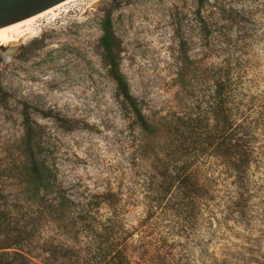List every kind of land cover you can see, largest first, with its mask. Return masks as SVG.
I'll return each mask as SVG.
<instances>
[{
	"label": "rangeland",
	"instance_id": "obj_1",
	"mask_svg": "<svg viewBox=\"0 0 264 264\" xmlns=\"http://www.w3.org/2000/svg\"><path fill=\"white\" fill-rule=\"evenodd\" d=\"M221 9L236 18L220 31L226 46L215 38ZM107 12L120 71L155 135L140 133L103 61ZM11 36L13 42L0 45V169L20 159L17 148L29 118L61 186L88 195L122 189L129 205L121 225L128 231L146 216L134 182L170 143L171 121L185 104L195 105L211 90L220 46L233 64L234 92L264 95V0H206L202 8L196 0H74ZM139 145L147 163L137 160ZM254 146L257 161L243 190L235 191L233 179L223 180L222 168L215 167L213 203L201 209L196 224L181 221L171 205L152 211L155 233L165 239L162 264H264L263 135ZM0 175L1 190H12L10 178ZM50 227H42L25 252L43 256L40 248L54 237ZM14 263L9 256L0 264Z\"/></svg>",
	"mask_w": 264,
	"mask_h": 264
},
{
	"label": "trees",
	"instance_id": "obj_2",
	"mask_svg": "<svg viewBox=\"0 0 264 264\" xmlns=\"http://www.w3.org/2000/svg\"><path fill=\"white\" fill-rule=\"evenodd\" d=\"M196 2L202 8L206 0ZM219 16L215 38L226 46L228 41L220 31L236 18L222 9ZM201 25L208 38V26L203 20ZM101 27L100 44L109 76L140 133L155 135L120 71L119 42L109 12ZM219 49V62L211 69V90L195 105L185 104L181 116L171 121L170 143L155 153L148 172L134 182L146 216L132 231L121 225L129 205L122 189L88 195L61 186L55 165L42 154L39 127L26 118L17 148L20 159L0 169L10 178L7 187L12 188L3 192L0 180V263L12 256L17 259L14 264H162L165 239L155 233L153 210L171 205L181 221L196 224L201 209L213 203L215 167L222 168L219 174L223 180L233 179L235 191L243 190L249 167L257 161L254 145L260 135L264 136V95L248 97L234 92L233 64L224 56L225 49ZM240 63L237 58L235 64ZM145 155L144 145H139L137 160L147 163ZM45 225L52 227L54 237L40 248L43 256H32L25 251L32 240L41 237ZM68 235L71 238L65 240Z\"/></svg>",
	"mask_w": 264,
	"mask_h": 264
},
{
	"label": "water",
	"instance_id": "obj_3",
	"mask_svg": "<svg viewBox=\"0 0 264 264\" xmlns=\"http://www.w3.org/2000/svg\"><path fill=\"white\" fill-rule=\"evenodd\" d=\"M67 0H0V29L47 11Z\"/></svg>",
	"mask_w": 264,
	"mask_h": 264
},
{
	"label": "bare ground",
	"instance_id": "obj_4",
	"mask_svg": "<svg viewBox=\"0 0 264 264\" xmlns=\"http://www.w3.org/2000/svg\"><path fill=\"white\" fill-rule=\"evenodd\" d=\"M72 1H74V0H67V1H65V2L47 10V11H44V12H42V13L34 16V17H31V18L26 19L24 21H21L19 23H16V24H13V25H10L8 27L0 29V45L5 44V43H9V42H13L14 39L11 36V34L17 33L19 31L20 27H22L23 25L29 23L30 21H32L36 18L42 17L43 15H45L47 13L49 14V13L53 12L55 9L61 7L62 5L70 3Z\"/></svg>",
	"mask_w": 264,
	"mask_h": 264
}]
</instances>
